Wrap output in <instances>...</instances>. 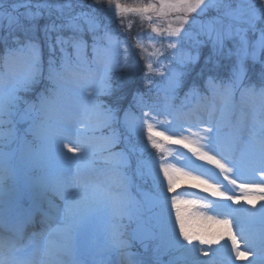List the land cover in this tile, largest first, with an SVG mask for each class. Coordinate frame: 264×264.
I'll use <instances>...</instances> for the list:
<instances>
[{
	"label": "snow or ice",
	"instance_id": "1",
	"mask_svg": "<svg viewBox=\"0 0 264 264\" xmlns=\"http://www.w3.org/2000/svg\"><path fill=\"white\" fill-rule=\"evenodd\" d=\"M102 3L103 0H94L96 5ZM9 7L11 12L0 11V19L8 20V34L17 47H6L5 59L27 53L29 60L26 72L0 91V264H85L76 258L75 238L89 218L102 211L110 212L113 221L126 216L131 219L133 214L137 219L130 233L122 232L118 223L111 224L99 244L101 252L119 250L128 257L131 253L127 249L134 243L147 251L149 242H153L156 252L182 250L186 264H199L197 252L208 256L213 251L211 246L226 238L222 247H227L230 241L228 264H234L232 254L236 260L243 258L248 264H264V203H259L264 202V105L259 110L253 109L247 138L239 135L241 118H238L236 133L230 140L225 139L223 132L226 124L231 123L238 91L242 99L246 95L264 99V61L260 60L264 53V0H176L174 3L162 0L159 8L152 3L140 7L114 3L113 18L121 13L159 14L164 8L183 13L177 17L179 27L165 30L167 48L172 50L171 59L165 64L159 59L164 55L162 50L149 53L157 59L146 62L147 71L141 77L144 85L155 84L154 75L164 80V86L158 88V92L164 95L165 120L159 119L160 110L150 106L139 91L133 94L128 108L120 104L126 98L124 94L115 104L103 99L113 96L110 81L114 71L134 73L139 69L131 59L127 40H120L106 24L102 25L97 10L91 5L87 6L90 10H83V0H64V3L56 4L49 0H37L35 4L33 0L22 3L13 0ZM20 7L27 11L22 16L13 15ZM77 7L82 10L75 12ZM107 10L113 11V0ZM210 12L215 15L201 19ZM54 13L56 16L52 19ZM146 18L151 20L150 16ZM41 19L48 22L41 26ZM102 29L101 37L97 33ZM128 29L131 30V22ZM151 31L161 35L155 26ZM37 33L42 35L49 53L46 74ZM86 34L91 36V45L85 39ZM249 34L255 39H250ZM7 39L0 37V43L7 44ZM143 39L139 35L134 38V47L141 53L145 51ZM147 39L154 43L156 37L147 35ZM227 41H232L236 50L235 61L226 68L227 79L209 76L204 83L205 91L213 97L218 90H223L220 114L215 123L201 121V126L195 130L189 127L167 135L155 130L161 124L171 123L166 119L168 115L175 114L178 119L186 114V104L179 109L170 104L185 75L171 65L178 63L182 68L195 65L204 43L212 45L206 64L214 56L231 60L234 53L231 50L225 52ZM184 44L188 47H182ZM102 53L105 57L103 71L88 83L84 69L95 63ZM249 60L261 64L258 83L250 80ZM154 63L159 67H154ZM214 69L221 70L218 59ZM41 83L44 87L37 91ZM29 93H35V97H29ZM69 96L76 100V111L71 115L68 114ZM207 99L193 80L185 101ZM210 110L217 111L215 103L210 105ZM188 133L196 139H189ZM156 138L182 145L197 159L214 165L228 185L240 189L241 195L229 194L227 186L209 183L199 175L189 176L164 161L157 162L148 151L149 145L156 150L162 148ZM121 144L123 147L117 150ZM97 165L101 166L102 172L111 173V179L84 175L95 171ZM254 176L259 179H252ZM181 178L205 185V191L210 189L212 196L225 201L239 204L243 199L254 209L259 203L256 209L259 216L251 213L248 220L250 225L260 223V229L241 227L235 216L236 210H231L217 213L231 216V219L208 217L209 223L217 226L214 231L194 230L182 215L180 205L196 202L178 199L177 182ZM137 179L151 180L152 187L138 192L134 198L131 189ZM168 194H173L171 207L175 210V223L166 220L163 213L155 222L152 218L145 220L141 210L163 209ZM37 223L39 230H36ZM29 228L33 230L29 232ZM41 240L45 259L38 261ZM198 245L209 247L204 250ZM65 256L69 260H64ZM97 264L107 262L101 260Z\"/></svg>",
	"mask_w": 264,
	"mask_h": 264
},
{
	"label": "rangeland",
	"instance_id": "2",
	"mask_svg": "<svg viewBox=\"0 0 264 264\" xmlns=\"http://www.w3.org/2000/svg\"><path fill=\"white\" fill-rule=\"evenodd\" d=\"M19 2L22 3L23 0H19ZM36 2H37V0H33V4H35ZM49 2L53 3V4L64 3V0H49ZM109 2H110V0H103V3L101 5H96V4H94V0H83V3L85 5V9H83V10H90L87 7L89 5H91L93 8H95L97 10L96 14L101 19L102 25L106 24L108 30L114 36H116V35L124 34V33L131 34V32L136 30V29H138L141 24L140 23H136V25L133 26V22L131 21V19H128L127 23H126V21H124V19L126 20V17L129 16V14H132V13H121V15L119 17L113 18L114 15H115V12H114V3L115 2L120 3L123 7H140V6H144V5H147L149 3H152V4L156 5L157 8H159V5L162 2V0H113V11L112 12H109L107 10L108 7H109ZM163 2L164 3H174V2H176V0H163ZM12 3H13V0H0V11L11 12V9H10L9 6ZM81 10H82L81 8H78V7L75 8V12H79ZM26 11H27V9H25L24 7H20L18 9H16V11L13 12L12 14L13 15H17V16H22ZM182 14H183L182 12H177V11H174V10H170L168 8H164L162 11L159 12V14H157V12H149V13L141 14V15H142L143 19L146 22L147 21H151L154 18L155 22L153 23V26L157 27L160 30V32H161V26L162 25H165V27L168 28L169 30H171L172 28H175V27H179V21H178L177 17L181 16ZM192 15H195V14H192ZM210 15H215V13L214 12L207 13L201 19H207L208 16H210ZM55 16H56V14L54 13L52 19H55ZM148 16L151 17V20L146 18ZM46 22H48L46 19H41L39 21V24L42 26ZM57 22H59V21H57ZM129 22H131V30L130 31H129L128 28H126V24H129ZM25 23H27V22L25 21ZM0 25H2V26H0V37H8L10 39L11 37L8 34V20L6 18L0 19ZM16 34L19 35V33H16ZM64 34L68 35V33H64ZM97 35L102 37L103 36V29L99 33H97ZM37 36L40 38L41 48H42V51L44 52V50L46 48V45L44 44L43 37H42V35L40 33H37ZM249 36H250V39H255V36H253L252 34H249ZM54 37H55V33L53 34V38ZM116 37H118V36H116ZM154 37H156V40H155L154 43L149 41L148 39L146 40V43H143L144 46H145V51L143 52L142 55L145 57V64H146V62L148 60H153L154 61L155 59H157L156 56H149L148 55L149 53H154L157 50H162L164 52L163 57L160 56L159 58L162 57L163 59H161V60L165 64H167L169 62V60L171 59V56L169 58H167V56H166L167 55V51L172 53V50L171 49L167 50V48L159 46V37L157 35L154 36ZM85 39L88 41V43L89 42L92 43L90 35L86 34L85 35ZM126 39L129 40L130 36L126 37ZM169 39H172V38H169ZM200 39L206 40L207 38L206 37H200ZM100 42L103 43V41H100ZM128 43H129V41H128ZM182 47L187 48L188 45L184 44V45H182ZM202 47H208L209 48L208 50L210 52V54H209V56H210L211 53H212V45H211V43H204L200 47V49H199L200 55H201ZM229 50H231L234 53V55L232 56L231 60H229L227 58H225V59L228 60V61L234 62L235 61V51L236 50H235V47H234L232 41H227L225 43V52H227ZM215 58H218V60H219V62H220V64L222 66H226L225 61H223L222 59H219V57H215L214 56L212 58V61H214ZM206 60L207 59H203L202 61H206ZM260 60L264 61V53H261ZM104 62H105V57H104V55L102 53L101 57L94 63L97 66L92 68V70H94L95 74H98L95 77V79L97 77H99L100 73H102ZM247 63H248L249 68L252 69L253 71H255V68H260V71H261V64L260 63L253 64L251 60H249ZM189 66L187 68H182L178 63H173L171 65L172 68L176 69L177 71H183L184 73L187 72V70L189 69ZM157 67H159V65ZM86 68L89 69V66H87ZM146 71H147V69L143 72V74ZM120 72L126 73L127 71L126 70L125 71L119 70V71H114L111 74V81L110 82H111L112 88H113V95H115L116 98H118V96H116V94L114 92H122L124 90L128 91L132 87V85L129 83L128 78L125 81L120 78V76H119ZM134 73H137V74L140 73V69L138 71L134 72ZM16 80H17V77L15 79L14 78L9 79V81H8L9 85H12L13 83H15ZM155 81H156V83L153 84V85H156V86L153 87V85H152L153 91L156 94H163V92H158V88H162L164 86V80L161 77L155 76ZM145 86L147 88L149 87V85H145ZM136 91H139V93H145L146 92L145 90H136ZM190 135L191 134L188 133V136H190ZM189 139H191V138H189ZM192 139L195 140L194 137H192ZM212 166L214 167V169H216L214 165H212ZM161 178H162V173H161ZM140 183H141L140 179L135 180V183L133 184L132 188L133 187H137L138 188ZM178 186L179 187L180 186H188V187H193V188H198V189H205V185L199 184L198 182H194V181H192L191 179H188V178L179 179L178 182H177V187ZM165 188H166V182H165ZM171 209H172V207H165L164 208V210L166 212H170ZM133 211L135 213V210H133ZM100 213L106 214V215H108L110 217L109 219H112V217L110 215V212L102 211ZM98 215H99V213H98ZM98 215L89 218V220L87 221V223L83 227H85L87 225L90 226L91 225L90 223L94 222V221H91V219H93L94 217H97ZM152 215H154V214H152ZM134 216H136V215L133 214L132 217H134ZM155 218H158V217L154 216V219ZM196 218L197 217L194 216V217H191L189 219H191V221L193 223L196 220ZM126 219H127V216L124 217L122 220L117 221L118 224H120V226H121V231L122 232H127L126 230L123 229V224H122V222L124 220H126ZM154 219L152 218L153 221H154ZM166 220H171V222L174 224L175 223V214H174V212L172 213V215L169 214V216L167 217ZM112 222L116 223L115 221H113V219H112ZM177 231H178V228H177ZM173 251H175V250H171L169 252L171 253Z\"/></svg>",
	"mask_w": 264,
	"mask_h": 264
},
{
	"label": "bare ground",
	"instance_id": "3",
	"mask_svg": "<svg viewBox=\"0 0 264 264\" xmlns=\"http://www.w3.org/2000/svg\"><path fill=\"white\" fill-rule=\"evenodd\" d=\"M192 181H194V182H197V181H195V180H192ZM206 218H208V217H206ZM204 222H198L197 224L198 225H200L201 227H202V231H203V229H204V227H205V224H203ZM229 242V241H228ZM222 244H221V247H222V245H224L225 244V240L224 241H222L221 242ZM213 246V245H212ZM215 246H219V244H217V245H215ZM208 247L209 246H206V248L208 249ZM230 248H231V245H229V246H227V247H222V251L225 253V254H229V250H230ZM243 259V258H242ZM249 259H251V256H249Z\"/></svg>",
	"mask_w": 264,
	"mask_h": 264
}]
</instances>
